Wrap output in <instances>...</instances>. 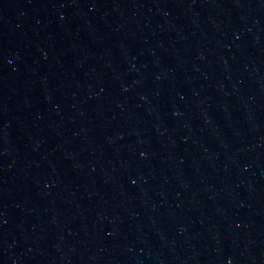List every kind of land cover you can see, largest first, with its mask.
I'll return each instance as SVG.
<instances>
[{
	"label": "water",
	"instance_id": "water-1",
	"mask_svg": "<svg viewBox=\"0 0 264 264\" xmlns=\"http://www.w3.org/2000/svg\"><path fill=\"white\" fill-rule=\"evenodd\" d=\"M0 264H264V0H0Z\"/></svg>",
	"mask_w": 264,
	"mask_h": 264
}]
</instances>
